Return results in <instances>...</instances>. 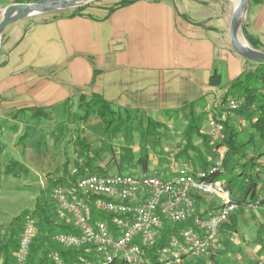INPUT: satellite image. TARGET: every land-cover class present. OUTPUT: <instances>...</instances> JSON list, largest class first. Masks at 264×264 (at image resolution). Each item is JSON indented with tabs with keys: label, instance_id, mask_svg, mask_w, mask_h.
Segmentation results:
<instances>
[{
	"label": "crops",
	"instance_id": "crops-1",
	"mask_svg": "<svg viewBox=\"0 0 264 264\" xmlns=\"http://www.w3.org/2000/svg\"><path fill=\"white\" fill-rule=\"evenodd\" d=\"M1 1L0 12L15 3ZM253 5L246 30L264 46V3ZM105 6L85 10L88 16H37L25 31L10 33L0 57L1 130L20 136L17 111L80 94H99L119 109L176 115L185 103L224 92L247 68L231 48L219 0H137L111 14ZM215 70L226 87L210 85Z\"/></svg>",
	"mask_w": 264,
	"mask_h": 264
},
{
	"label": "trees",
	"instance_id": "trees-1",
	"mask_svg": "<svg viewBox=\"0 0 264 264\" xmlns=\"http://www.w3.org/2000/svg\"><path fill=\"white\" fill-rule=\"evenodd\" d=\"M14 1L29 3L31 0ZM135 1L137 0H116V2L104 8L108 14H111L116 9L128 6ZM249 1L250 6L252 4L258 5L259 3H264V0ZM96 2L98 1L75 7L63 13L53 14L49 18H45L44 21L54 20L59 16H88L83 12L87 10L88 7H92ZM242 33L247 38L252 49L264 52V46L257 38H254L247 32L246 25L243 27ZM245 61L246 64H248L247 68L229 83L224 92H220V102L218 101L213 107L207 108L205 106V112H196L194 106L198 105L201 100H205V95L190 103H185L182 107L174 111L175 113L183 114L186 108L190 109V120L183 137L185 138L184 143L177 144L179 151L174 160H182L195 170L203 171L210 168L214 160L217 159L219 153L222 152L221 171L208 178L223 180L224 188L231 194L232 201L240 208H244L243 206L245 205L255 204L256 200H258L260 191L264 189V63L258 64L247 59ZM209 80L211 86L222 88L221 74L219 71H213ZM230 99H236L240 102L237 109L233 112L224 107ZM120 111L124 112V115H122ZM220 111H225L227 113V118L224 121V140L221 143L213 141L212 145L205 143V148L203 150L205 153L203 154L191 145L192 136L195 135L203 141H207L209 138L212 139L205 135V133L200 134V127L202 125L201 118L205 117L204 115L218 116ZM17 112H20L21 115L18 119L22 120L24 123V130L18 138V144L28 146L37 153L47 151L49 139L52 140L55 148L58 149L61 143L59 142V133H62L63 127L67 126L68 123L74 119H76V122H84L93 115L106 124L105 130L109 127V124L114 126V128L108 130V132L117 131L120 125H122L126 133L129 131L132 133L136 129V127L134 128V120L137 119L136 125H140L141 118H143L144 115L142 114L143 112L138 109H119L113 102L102 98L96 93H92L90 96L80 94L77 97V101L67 98L62 101V103L53 107L25 108ZM230 116L233 117L230 118ZM147 118L148 123L153 125L152 130L161 127L159 125L160 123L157 121H153L149 116ZM229 119H232V123ZM234 121H237L240 125L236 124ZM243 122L244 125H241ZM148 134L147 132L144 133L145 137H147ZM72 141L82 146L83 151L80 153V156L84 158L83 152L88 149V142L79 135ZM2 145L3 144L0 142V154L2 152ZM190 150L197 151V155L192 156L189 152ZM96 152L98 151L94 153L96 154ZM207 157H211V159ZM122 159L126 163L130 162L129 159ZM97 162L95 157H86L84 162H81V165L75 162V170H77V173L73 176H68L67 174L61 175L57 178H51L49 183L53 188L59 185L72 186L79 177L91 175L93 173H108L109 166H115L117 169L119 168V162L115 156H112L108 160L104 168ZM147 164L148 154H145L143 157H138L133 165L142 168V173H147ZM67 166L68 160L64 162L65 173H68ZM21 169L22 167L17 161L9 160V162L3 166L2 173L8 176H19V171ZM152 172L159 173L158 169ZM46 193L45 191L41 192V195H39L35 201L33 210H27L17 217L16 225L13 222H10L6 226L0 225V264H17L15 256L18 251V241L23 230L22 226L25 219H31L36 229L31 242L30 253L25 264H53L50 255L54 251L58 252L62 257L64 264H73L79 257L87 255L84 247L64 248L54 241L53 237L56 233L72 232L77 234L78 231L71 224H65L58 219L54 212L53 202L51 204L52 200L46 198ZM194 201L196 209L203 210L201 213L199 212V214L209 215V213H213L217 209L213 201L207 204L203 196L194 194ZM230 217L221 228H226L228 225L232 226L233 222H229ZM98 218L103 219L107 217L95 213L94 220ZM192 225L190 221L177 223L175 225L167 223L162 231L159 245L164 244L170 234H177L182 228ZM260 242L262 243V241ZM150 264H156L154 255L151 256ZM239 264L257 263H252L251 260L246 259L244 263Z\"/></svg>",
	"mask_w": 264,
	"mask_h": 264
},
{
	"label": "built area",
	"instance_id": "built-area-1",
	"mask_svg": "<svg viewBox=\"0 0 264 264\" xmlns=\"http://www.w3.org/2000/svg\"><path fill=\"white\" fill-rule=\"evenodd\" d=\"M211 97L206 107L217 102ZM240 102L230 99L224 107L233 112ZM225 111L210 115L205 135L217 142L224 140ZM223 153L207 170H195L181 162L175 170L165 173H93L79 177L72 186H55L51 200L58 219L71 224L78 233H56L54 241L64 248H85L86 256L73 264H182L187 259L209 256L213 252L216 235L225 221L237 211L223 180L209 179L221 171ZM194 194L205 202L213 201L216 211L199 214ZM264 202L260 191L258 205ZM95 213L107 218L95 219ZM190 221L193 225L170 234L159 245L167 223ZM18 241L16 263L25 264L36 229L31 219H25ZM53 264H64L54 251Z\"/></svg>",
	"mask_w": 264,
	"mask_h": 264
},
{
	"label": "rangeland",
	"instance_id": "rangeland-1",
	"mask_svg": "<svg viewBox=\"0 0 264 264\" xmlns=\"http://www.w3.org/2000/svg\"><path fill=\"white\" fill-rule=\"evenodd\" d=\"M215 1L218 2V0ZM235 1L219 0L221 7L229 15L226 17V21H229L231 18ZM114 2L116 0H100L88 9H95L98 5H109ZM0 4H2L1 0ZM246 7H248L247 10L241 15V23L238 26L237 36L244 45L250 46L242 30L247 25L248 12L254 9V5L250 6L249 1ZM216 8L218 10L217 5ZM37 16L24 18L22 19L23 21L17 24H9L3 29L0 37V57L7 47L6 43L10 37V33L17 29L25 31V27ZM221 80V87H226L228 83L227 79L223 77ZM216 95L218 94L212 97H217ZM77 97L78 95L72 98L74 101H77ZM219 100L220 97L215 98V102ZM204 103L206 104L205 100H201L198 103V109L200 110H196V112H205ZM189 111L190 109L186 108L183 114L176 115L170 114V111H163L158 117L156 111L143 112L142 114L144 115L141 118L140 125H136L137 119L134 120V128L136 127V129L132 133L130 131L126 133L122 125H120L117 131L108 132L114 126L109 124V127L105 130L106 124L93 115L84 122H76V119H74L67 126L63 127L62 133H59V142H61L59 148L56 149L52 140L49 139L48 149L42 153L34 152L28 146L18 144L19 136L13 131L11 132L7 128L6 130L0 129V139L3 144L0 154V174L2 173L3 166L9 160L17 161L22 167L19 171V176H8L5 173L0 175V225L6 226L10 222L16 225L18 216L27 210H33L35 201L41 195V192H47L45 194L46 198L51 200L53 189L49 183L51 178H57L65 174L73 176L77 173L75 162L81 165V162L83 163L86 157H95L98 161L97 163L104 168L108 160L112 156H115L119 162V168L109 166L108 171L112 173L124 172L132 175L141 173L142 168L133 164L138 157H143L145 154H148L147 168L151 172L152 170L159 169V173H165L177 169L182 162L181 160H174L179 151L177 144L184 143V132L187 130L190 120ZM120 113L124 115V112L120 111ZM148 116L153 121L160 123L161 127L152 130L153 125L148 123ZM204 116L201 118L200 134L205 132L208 124L209 116ZM232 117L230 116V118ZM234 122L240 125L237 121ZM241 125H244V122ZM146 132L149 133L147 137L144 135ZM78 135L85 138V141L88 142V149L83 152L84 158L80 156V153L83 151L82 146L72 141ZM213 141L215 142L216 140L209 138L207 141H203L201 138L193 135L191 145L197 151L204 154L205 143L212 145ZM95 151L98 152L95 154ZM189 152L192 156L197 155L195 151L190 150ZM122 158L129 159L130 162L126 163ZM208 159H211V157ZM67 160L68 173H65L64 162ZM243 207H237V211L230 217L229 222H233L232 226L228 225L226 228L219 229L213 252L209 256L199 257L194 260L187 259L182 264H239L244 263L246 259H251L253 263L264 264V202L258 205H245Z\"/></svg>",
	"mask_w": 264,
	"mask_h": 264
},
{
	"label": "water",
	"instance_id": "water-1",
	"mask_svg": "<svg viewBox=\"0 0 264 264\" xmlns=\"http://www.w3.org/2000/svg\"><path fill=\"white\" fill-rule=\"evenodd\" d=\"M99 0H34L30 3H10L0 12V37L3 29L12 23L24 18L51 13H59L72 10L75 7L87 5V3ZM249 0H239L234 5V10L229 20V36L231 48L243 59L261 64L264 63V52L252 49L244 45L237 36L238 26L241 23V15L247 10Z\"/></svg>",
	"mask_w": 264,
	"mask_h": 264
},
{
	"label": "bare ground",
	"instance_id": "bare-ground-1",
	"mask_svg": "<svg viewBox=\"0 0 264 264\" xmlns=\"http://www.w3.org/2000/svg\"><path fill=\"white\" fill-rule=\"evenodd\" d=\"M238 1H239V0H236V1H235V4H236Z\"/></svg>",
	"mask_w": 264,
	"mask_h": 264
}]
</instances>
